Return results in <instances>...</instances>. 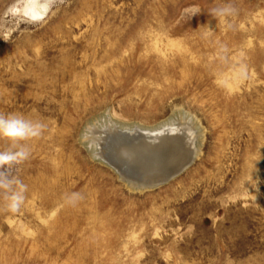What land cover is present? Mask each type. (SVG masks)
I'll return each mask as SVG.
<instances>
[{
	"label": "rangeland",
	"instance_id": "374dc122",
	"mask_svg": "<svg viewBox=\"0 0 264 264\" xmlns=\"http://www.w3.org/2000/svg\"><path fill=\"white\" fill-rule=\"evenodd\" d=\"M31 2L0 0V26L14 23L0 113L47 124L14 170L24 206H0V264H264V0H56L35 23L8 15ZM182 118L197 159L156 189L129 187L86 139Z\"/></svg>",
	"mask_w": 264,
	"mask_h": 264
},
{
	"label": "clouds",
	"instance_id": "9594fccd",
	"mask_svg": "<svg viewBox=\"0 0 264 264\" xmlns=\"http://www.w3.org/2000/svg\"><path fill=\"white\" fill-rule=\"evenodd\" d=\"M56 0H41L38 7L43 14H47L55 7ZM31 6V5H29ZM234 9L225 7L213 10L214 17L221 19L232 15ZM8 15L15 22L35 23L42 17L31 15ZM14 23L0 26V38H7V31ZM238 76L245 77L246 70L243 65L238 69ZM47 129V124L38 119L25 116L22 113H0V206L4 210L17 213L26 202L28 186L14 174V170L27 161L32 155V147L29 142L41 138ZM83 199L79 192L65 195L64 202L75 206Z\"/></svg>",
	"mask_w": 264,
	"mask_h": 264
},
{
	"label": "water",
	"instance_id": "95a60500",
	"mask_svg": "<svg viewBox=\"0 0 264 264\" xmlns=\"http://www.w3.org/2000/svg\"><path fill=\"white\" fill-rule=\"evenodd\" d=\"M139 128V127H138ZM131 129L127 131L119 129L114 130L112 134L106 133L104 136V144L101 145V150L104 153L105 163L107 166L113 168L117 174H124L125 176L136 178L137 180H144L150 182L152 188L145 187L143 190L156 189L164 186L188 170L193 164L186 158H189V148L185 145L183 138L179 135L168 136L175 142L180 143L178 147L172 145H161L149 143L152 149L159 154L160 162L154 164L148 160V157H143L142 165H140V156H138L137 146L143 137H146L143 131L144 128ZM161 127L152 129L151 131H157ZM166 137V136H165ZM179 140H175V138ZM148 144V143H147ZM158 148V150H157ZM181 151L188 153L185 159L178 163L175 161V157L181 153ZM142 159V156H141ZM144 162H149L150 165H146ZM156 167V169H154ZM158 167V168H157Z\"/></svg>",
	"mask_w": 264,
	"mask_h": 264
},
{
	"label": "bare ground",
	"instance_id": "6f19581e",
	"mask_svg": "<svg viewBox=\"0 0 264 264\" xmlns=\"http://www.w3.org/2000/svg\"><path fill=\"white\" fill-rule=\"evenodd\" d=\"M31 1H32L31 7L30 8L28 7L29 8L28 9V15L42 16V13L39 11L40 9L38 7L39 0H31ZM28 4L30 5V3H28ZM106 125L107 124H105V126H102L101 128H99V126L94 127V129L89 128V135H87L86 139H88L87 141H89L92 144V145L90 144V147L92 149V153H93L94 158L96 160H99L100 162H102L103 164H105L107 166V164L105 163L104 153L101 150V145L104 144V141H105L104 135L106 133L112 134L114 132V130L119 129L120 126H118L117 124L113 125L112 123L108 126H106ZM159 127H161V129H159L157 131H151L152 129H147V130L143 131V133L145 134L146 137H143L141 139V141L139 142V145L136 147L137 151H138L137 154H138V156H140V165H142V162L145 159V158L143 159V157H148L147 158L148 160H144V161H149V160L152 161L153 160V163L155 165L160 162L159 154L156 153L152 149V147L149 143L153 142L154 144L155 143L159 144V146L169 144V145L178 147L180 145V143H177L172 138L168 137V136L172 137V136H176V135H179L183 138L185 145L187 146V149L189 148V153L191 151V155L189 156V158H186V159H188L191 164H194L195 160L197 159L198 153H199L197 150V145H196V140L199 137H197V132L195 131V128H193L191 126V124L186 123L184 118L179 119L178 122L172 121L170 123H165ZM156 128H158V127H156ZM132 129L141 130L137 126H134V128H132ZM121 130L127 131V130H131V129L121 127ZM175 140H179V138L176 137ZM157 150H158V148H157ZM186 155H188V153L181 151V153H179L175 157V161L178 163L182 162L185 159ZM141 156H142V159H141ZM144 163L146 165H150L149 162H144ZM154 169H156V167ZM118 176L120 179L122 178L123 181H125L127 183V185L129 187H131L132 189L141 190L145 187L152 188V185H154V184H150L149 181L147 182L146 181L147 179L137 180L136 178L128 177V176H125L124 174H120V173H118Z\"/></svg>",
	"mask_w": 264,
	"mask_h": 264
}]
</instances>
